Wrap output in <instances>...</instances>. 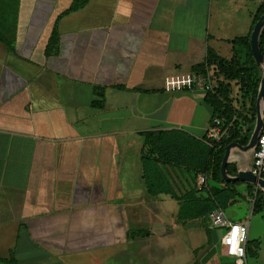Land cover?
Returning <instances> with one entry per match:
<instances>
[{
	"label": "crops",
	"instance_id": "crops-1",
	"mask_svg": "<svg viewBox=\"0 0 264 264\" xmlns=\"http://www.w3.org/2000/svg\"><path fill=\"white\" fill-rule=\"evenodd\" d=\"M252 1L87 0L61 18L57 47L45 56L54 16L73 0H20L15 52L0 41V259L194 260L193 247L180 238L178 215L173 219L178 201L164 193L149 196L143 178V213L155 233L130 235L132 197L142 194L141 184H132L134 160L141 164L142 132L180 129L204 139L213 114L206 92H168L164 78L197 70L209 55L231 58L238 47L233 40L247 30L234 35L232 28L249 26ZM226 6H232L228 12ZM228 163L238 174L227 175L237 180L240 171L251 170L253 149L232 147ZM239 181L230 185L236 195L223 210L233 208L228 219L247 223L249 235L252 216L264 217V209L254 211L264 188ZM206 186L227 187L211 177ZM213 233L211 241L220 237L226 250L223 230ZM253 240L259 249L260 239Z\"/></svg>",
	"mask_w": 264,
	"mask_h": 264
},
{
	"label": "trees",
	"instance_id": "trees-1",
	"mask_svg": "<svg viewBox=\"0 0 264 264\" xmlns=\"http://www.w3.org/2000/svg\"><path fill=\"white\" fill-rule=\"evenodd\" d=\"M87 0H73L71 5L63 12L56 14L52 20V31L48 38L45 48V56L52 53L58 44V30L57 26L61 18L76 9L83 7ZM20 0H5L0 7V41L7 47L9 51L15 52V44L17 39L18 28V12ZM264 14V1L259 6L254 19V25L259 18ZM253 29L251 30L252 34ZM251 38L238 37L233 40L234 45H243L248 41L249 50H251ZM260 50L264 55V27L261 29L259 37ZM252 55V65L250 67L240 66L237 68L231 61L219 58L214 55H209L205 65L197 68V70H206L209 64H222L229 68L226 69L225 76L232 80L244 81L245 78L253 76L259 69L258 64ZM220 63V64H219ZM260 78L258 81L260 82ZM228 86L219 83V86L214 91H208L205 95L206 102L213 109V116H218L225 120L226 123H232L229 137H225L215 144L211 142L208 144L204 139L197 138L183 130L171 129L163 131H146L141 134L145 141L141 150V165L142 178L145 181L147 192L151 196L159 194H169L174 199L179 201V221H192L200 218H207L209 227V215L217 208H226L228 204L235 198L236 192L231 189L230 185L239 183V180H227L222 174V162L226 153L227 146L231 143H238L243 147L249 145L251 137L254 132L257 119V106L259 91H255L252 96L253 103V117L255 119L254 125L251 121L247 128H244L245 122L240 120L237 108H235L228 98ZM242 87V86H241ZM100 97L102 91L95 90ZM94 106H100L101 101L95 100ZM261 113L264 119V109ZM243 119H246L244 117ZM242 121V122H241ZM170 170L173 172L179 171L181 175L188 174L193 176L198 173H203L215 181L225 184L227 187L223 189L209 188L207 186L203 189L190 188L186 192H181L173 180ZM227 174L237 175L238 172L232 170L231 165L227 164ZM205 191L206 195L200 194ZM264 209V199L260 192L256 194L254 211L260 212ZM258 240H253L252 244L258 246ZM252 244H249L247 252L256 253L252 250ZM9 264H18L13 255L9 259H0Z\"/></svg>",
	"mask_w": 264,
	"mask_h": 264
},
{
	"label": "rangeland",
	"instance_id": "rangeland-1",
	"mask_svg": "<svg viewBox=\"0 0 264 264\" xmlns=\"http://www.w3.org/2000/svg\"><path fill=\"white\" fill-rule=\"evenodd\" d=\"M5 0H0V7L3 4ZM264 0H253L252 1V6L251 8L253 9V18L252 21L250 22L249 26L245 28L243 23L239 25L237 23V27L235 26L232 28V34L234 35H240V33L245 31L246 29V35L243 36L245 38H251V30L254 28V19H255V14H256V9L259 7ZM227 9L225 11L228 12V9L232 6H226ZM244 26V30H243ZM236 31V32H235ZM236 33V34H235ZM225 49V48H224ZM249 45L248 41L243 44V45H238L236 49L233 51V55L231 58L227 59L228 61H231L229 63L234 64L235 66L240 67V66H247L250 67L252 65V52L249 50ZM223 55L227 56V48L226 50H223ZM220 64V63H219ZM210 73L213 75L214 79V88L216 89L219 86V83H223L224 85H229L228 86V98L230 99L232 105L237 108L238 114L240 115V120L245 122L244 128H247L248 123L251 121V124L254 125L255 119L252 115L253 113V103H252V96L255 91H260V85H261V80L263 76V71H264V62L260 64L259 69L257 72L251 76L245 78L244 81H239V80H232L225 76V72L227 66L225 65H218L216 63H212L206 66ZM227 74H231L230 72H227ZM260 82L258 81V78H260ZM242 86V87H241ZM214 91V90H213ZM262 110H263V102H262ZM246 117V119H243ZM241 121V122H242ZM256 128V124H255ZM254 128V130H255ZM142 165L137 161L134 160V165H133V180L132 184L134 188H136L137 185L141 184L139 189L142 191V194L138 196L137 198L132 197V201L138 203L136 206H133V202H131V205L133 207L132 210V220H133V228L131 231V236L136 237V238H147L149 235L153 234V230L150 225L147 223L146 215L143 213V181L142 177L140 176V173L142 172L141 169ZM150 196V195H149ZM149 198V197H148ZM176 201H178L176 199ZM179 203V201H178ZM176 204V203H175ZM141 205L142 207L138 206ZM180 205V204H179ZM237 209V208H235ZM175 214H174V221L178 215V207L175 209ZM233 208L228 207L225 210V213H231L233 212ZM241 211L243 214L246 216L249 215L248 209H243L241 207ZM176 216V217H175ZM249 219V216H247V220ZM246 220V221H247ZM179 223V229H180V238L183 240V243L185 247L189 248L193 247L194 250L190 251L189 254L190 256L194 255V260L188 257L180 258L179 261L176 260L175 263L171 262L170 264H234V261L232 258H230L226 250L221 246L220 244V237H218L215 241L212 242L209 234H211L216 230V229H210L208 227V220L207 218L199 220L197 222H188V221H177ZM240 222V221H236ZM251 227H250V232L248 235V238L253 241V239H260L261 241V246L259 249L256 248L255 245L252 244V250H254L256 253H249L248 252V258H247V263L248 264H264V217L261 213H256L252 216L251 218ZM155 233V232H154ZM214 234V233H213ZM141 242V241H139ZM139 249H143V245H139ZM258 253H257V251ZM192 252V253H191ZM187 254V253H186ZM184 255V254H183ZM193 260V261H192ZM167 264V262H166Z\"/></svg>",
	"mask_w": 264,
	"mask_h": 264
},
{
	"label": "built area",
	"instance_id": "built-area-1",
	"mask_svg": "<svg viewBox=\"0 0 264 264\" xmlns=\"http://www.w3.org/2000/svg\"><path fill=\"white\" fill-rule=\"evenodd\" d=\"M213 75L208 69L193 70L184 73L168 75L164 78V89L168 92H181L200 89L205 92L214 89ZM264 109V101H263ZM263 117V116H262ZM232 123H226L218 116H211L205 136V142L214 144L225 137H229ZM172 170H169L171 173ZM251 171L259 178L264 179V119L258 135V141L253 148V165ZM173 172V171H172ZM178 174V177L176 176ZM178 189L186 192L190 188L203 189L208 183V176L198 173L193 176L181 175L179 171L171 174ZM175 177V178H174ZM209 228L222 229L221 243L226 252L234 259L235 264H247V243L249 225L243 222H231L222 208L213 210L209 215Z\"/></svg>",
	"mask_w": 264,
	"mask_h": 264
},
{
	"label": "water",
	"instance_id": "water-1",
	"mask_svg": "<svg viewBox=\"0 0 264 264\" xmlns=\"http://www.w3.org/2000/svg\"><path fill=\"white\" fill-rule=\"evenodd\" d=\"M263 27H264V14L259 18V20L255 24L253 31H252V34H251V39H250L252 54H253V56H254V58L258 64H262L264 62V55L261 52L260 46H259L260 32H261V29ZM263 101H264V71H263V76H262V80H261L258 99L256 102V106H257L256 128L253 132L250 143L246 147H243L238 143L229 144L227 146L226 153L223 157L221 170H222L223 176L227 180L232 179L227 175V171H226L231 148L232 147H238V148H241L242 150L246 151L249 149H253L255 147L257 141H258V135H259V132H260L262 125H263V117H262V113H261V106H262ZM234 179L252 182V183H255V184L259 185L260 187L264 188V179L256 176L251 170L240 171L239 175L237 177H235Z\"/></svg>",
	"mask_w": 264,
	"mask_h": 264
}]
</instances>
